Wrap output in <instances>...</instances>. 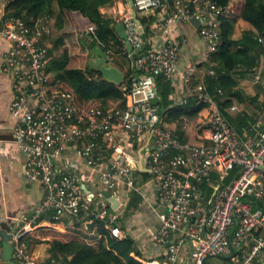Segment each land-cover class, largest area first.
Listing matches in <instances>:
<instances>
[{"label": "built area", "instance_id": "built-area-1", "mask_svg": "<svg viewBox=\"0 0 264 264\" xmlns=\"http://www.w3.org/2000/svg\"><path fill=\"white\" fill-rule=\"evenodd\" d=\"M195 1H199L196 7ZM132 2L138 13L158 11L155 23L164 42L157 49H141L130 61L137 75L122 86L124 107L113 106L104 113L91 109L78 121L73 118L76 107L70 93L53 84L46 71L51 47L48 39L54 30L50 19H1L0 38L8 47L0 67L10 78L12 140L25 157L23 176L37 183L42 192L33 210L18 218V228L9 231L12 260L14 264H46L23 239L45 215L83 226L98 220L113 236H128L118 225L119 212L96 202L92 193H83L78 171L87 167L89 179L120 200L124 193L138 191V150L144 147L141 166L149 174L147 181L160 207L159 225L150 239L166 245L167 261L175 264L183 246L188 247L191 264H203L209 256L228 255L232 246V264H252L264 252V129L247 137L235 131L195 66L180 67V46L169 32L173 23L196 17L199 37L207 51L214 52L220 37L219 18L226 13L214 0ZM121 23L132 48L141 45L143 29L132 15L123 16ZM95 30L91 24L87 33ZM259 40L264 45V37ZM157 75L181 82L182 105L190 99L205 105L202 120L194 125L200 142L181 140L157 113V105L151 104L157 93ZM253 78L262 81L256 71ZM229 110L233 112L237 106ZM72 152L79 160L70 158ZM232 166L238 167V175L221 187L215 186L206 197L199 184L209 183L212 174L226 176ZM0 264H4L1 246Z\"/></svg>", "mask_w": 264, "mask_h": 264}, {"label": "trees", "instance_id": "trees-1", "mask_svg": "<svg viewBox=\"0 0 264 264\" xmlns=\"http://www.w3.org/2000/svg\"><path fill=\"white\" fill-rule=\"evenodd\" d=\"M113 0H7L2 16H13L24 20L50 19L55 29L51 47L48 49L50 59L46 71L51 73L53 84L70 93L71 103L76 107L75 121L86 118L91 109L104 113L113 106L124 107L125 95L122 86L129 84L134 72L130 61L135 57L127 52L123 41L114 30L115 22L104 17L99 9ZM225 15H221L219 43L214 52H208L207 62L214 64L212 69L215 76L206 81L208 92L215 95L214 99L229 123L242 137L248 128L249 120L244 111L233 116L230 106L245 104L247 96L237 88L238 79L244 77L252 68L260 75L264 71V45L259 38L264 37V0H214ZM143 29L145 45L151 33L154 16H137ZM248 24L251 29L242 31L240 37L234 34L242 24ZM94 24V33H87L89 25ZM95 38L98 45L113 58L114 55L126 57L127 69L123 79L116 84L104 79L97 68L89 62L90 51L82 46L85 38ZM56 53V54H55ZM55 54V55H54ZM116 65V64H115ZM117 66V65H116ZM156 90L159 97L157 105L161 118L167 123H175L179 128L186 124H199L205 105L196 104L190 99L186 105L180 100L177 103L171 98L172 82L165 80L162 75L155 76ZM220 90V93L217 92ZM178 136L184 141L182 131ZM247 137V136H246ZM136 148V144L134 146ZM238 175V167L232 166L227 175L220 178L211 175L209 183L199 184L206 197H210L215 186H223ZM149 178L147 172L141 173L140 182ZM133 200L139 195L132 190ZM136 201L130 204H135ZM257 206V205H256ZM42 218L39 219V221ZM55 227L34 226L31 233L23 239L39 244L42 238H47L49 244L43 263L51 261L59 264H145L146 259L134 244V240L125 236L117 238L106 229L101 221L95 220L86 228L77 224H67L60 218H51ZM45 228V229H44ZM54 230H50L53 229ZM29 243V242H28ZM30 246V243H29Z\"/></svg>", "mask_w": 264, "mask_h": 264}, {"label": "crops", "instance_id": "crops-1", "mask_svg": "<svg viewBox=\"0 0 264 264\" xmlns=\"http://www.w3.org/2000/svg\"><path fill=\"white\" fill-rule=\"evenodd\" d=\"M4 3V0H0V24L4 12ZM193 5L195 7L198 6L199 1H195ZM99 11L104 17L110 18L115 22L114 30L122 40L120 32L116 30V25L121 24V18L123 16L127 14L132 15L129 0H113L110 4L102 6ZM139 15L155 17V21L150 28L151 33L146 42L147 49L159 48L163 44L164 38L162 32L156 28L155 22L159 16L158 11L137 12V16ZM249 29H251V27L248 24H242L235 31L234 37H240L242 31ZM169 32L180 46L181 54L179 64L181 68L193 64L197 70V75L202 77L204 81L210 76L216 75L212 69L214 64L207 62L208 51L206 45L199 37L196 28L189 21L173 23L169 28ZM7 47V42L0 38V62L1 56ZM120 66L121 67H116L123 73L124 70L127 69L128 64L124 63ZM209 71H213V74H208ZM255 71H257L256 67L252 68L244 77L238 79L237 88L242 94L247 96L248 99L243 105L235 103L234 105L237 106V110L229 112L235 116L239 111H244L249 120L248 128L242 130V133L247 134L246 136L254 135L257 131L264 129V71L260 74L262 81L254 82L253 77ZM172 85L173 92L170 96L174 103H177L182 97V84L179 80H175L172 82ZM11 98L10 78L1 71L0 67V229L5 228L9 231L18 228V218L21 215L29 214L42 196L39 185L35 182L28 181L21 171L25 157L12 140L14 119L9 113ZM204 112L205 109L201 113L205 114ZM166 124L169 128L174 130L176 135H178V131H182L184 141H201L199 135L196 132L194 134L193 130L187 125H183L179 128L175 123L166 122ZM143 143L144 142L141 144ZM150 146L153 145L151 144ZM70 158L79 160L73 152L70 154ZM142 172H146V170H139L140 179ZM78 173L82 175L81 183L83 193H92L95 197L96 193H98L102 200L96 202L112 208L110 202L104 198L102 194L103 191H105L102 186L95 182V179H89L90 171L88 168L81 166ZM108 192L114 195L112 191ZM131 192L124 193L123 196L121 195L120 200L117 199L119 200V205L115 209L112 208L120 213L118 220L119 227L127 232V235L134 240L135 246L147 260L145 264H170L166 259V245L157 244L150 239V233L159 225L157 211L160 210V207L155 204L156 192L152 184L149 181L144 183L139 182L138 191H136L139 195H137L138 198L136 200H133ZM133 201H136V203L134 205L130 204V202L133 203ZM50 220L51 216L45 215L40 220L41 222L38 226L55 227V224L51 223ZM63 220H65L67 224H77L82 228L87 227L77 222L71 223L66 219ZM32 230L28 232V234L31 233ZM42 239L44 243L40 242L39 244L34 243L30 245L34 254L41 259H43L49 247V244L46 242L48 239ZM209 261L211 264L233 263L232 259L220 261L216 258H211ZM175 264H191L187 246L181 248L179 259ZM252 264H264V252L258 255Z\"/></svg>", "mask_w": 264, "mask_h": 264}, {"label": "water", "instance_id": "water-1", "mask_svg": "<svg viewBox=\"0 0 264 264\" xmlns=\"http://www.w3.org/2000/svg\"><path fill=\"white\" fill-rule=\"evenodd\" d=\"M129 3H130V7L132 9V17L135 19L137 24H139V20L137 19V12L133 9L132 0H129ZM189 22L195 28L199 27L200 22H199L198 18L191 17L189 19ZM116 30L118 32H120V37L124 41L127 52L131 53V55H134L137 52L141 51V49L145 45L143 35L141 36V38L143 39V43L133 49L130 42L128 41L125 26L122 23L118 24V25H116ZM81 44L88 51H90L91 54H90L89 62L91 63L92 66H94L95 68H97L99 70L102 77L104 79H106L107 81H110V82H113L116 84H120L122 79H123V73L108 60L107 53L98 45L96 39L88 37V38L82 39ZM134 75H137V74H134ZM156 94L157 93H155V96L151 99V104H153V105H158V103H159V97ZM157 113H159L158 110H157ZM152 148H153V146H150V149H152ZM142 149H144V147H141L138 150V164L140 166L139 169L146 170L145 168H143L141 166V163H142L141 150ZM102 194H103L104 198H106L110 202L112 208L115 209L119 205V200H117L115 195L110 194L108 191H103ZM11 231H13V229ZM0 239H1V244H0V246H1V257L4 261V264H14V262L12 260L13 247H12L11 242L9 241L10 240V233H9L8 229H5V228L0 229ZM234 254H235L234 248L231 246L230 254H228V255H214V256L206 257L203 261V264H211V262L209 261V259H211V258H216L220 261H227V260H230L234 256Z\"/></svg>", "mask_w": 264, "mask_h": 264}, {"label": "rangeland", "instance_id": "rangeland-1", "mask_svg": "<svg viewBox=\"0 0 264 264\" xmlns=\"http://www.w3.org/2000/svg\"><path fill=\"white\" fill-rule=\"evenodd\" d=\"M4 1H6V0H4ZM52 36L53 35H55V29L52 31ZM52 36H51V38H52ZM50 38V39H51ZM50 39H48V42H50L51 43V40ZM56 54V53H55ZM54 54V55H55ZM109 59H110V62L115 66V64L118 66V67H121L120 65H123L124 63H125V59H126V57H123V56H121V55H114L113 56V58L111 57V56H109ZM50 75H51V73H50ZM189 128H191L192 130H193V132H194V134H195V132H196V127L194 126V124H191V123H189V124H186ZM100 195H98V193H96V197H95V201H99V200H102L101 199V197H99ZM98 199V200H97ZM99 203V202H98ZM41 222V221H40ZM43 227H47V226H43ZM45 229V228H44ZM50 230H54V228L53 229H50ZM42 241L41 242H43V239H41ZM29 243H30V245H31V243H32V241L31 240H27ZM28 242H26L28 245H29V243ZM44 243V242H43ZM229 262V261H228ZM231 263V262H230ZM232 264V263H231Z\"/></svg>", "mask_w": 264, "mask_h": 264}]
</instances>
